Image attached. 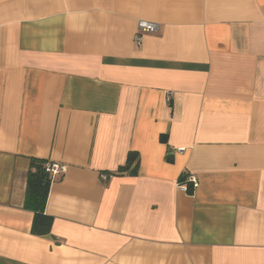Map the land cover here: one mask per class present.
<instances>
[{"label":"crops","instance_id":"obj_1","mask_svg":"<svg viewBox=\"0 0 264 264\" xmlns=\"http://www.w3.org/2000/svg\"><path fill=\"white\" fill-rule=\"evenodd\" d=\"M0 264H264V0H0Z\"/></svg>","mask_w":264,"mask_h":264},{"label":"trees","instance_id":"obj_2","mask_svg":"<svg viewBox=\"0 0 264 264\" xmlns=\"http://www.w3.org/2000/svg\"><path fill=\"white\" fill-rule=\"evenodd\" d=\"M137 155L129 153L124 167L118 169L115 174H123L131 167L136 165ZM45 160L31 158L29 169L26 174L25 194L23 201V209L31 212L33 218L31 221L30 233L38 237H47L51 234L53 218L45 214V205L47 202L50 186L52 183L51 177L46 172ZM179 182L184 184L185 177L182 176ZM186 193L191 195L193 189L190 185L186 186Z\"/></svg>","mask_w":264,"mask_h":264},{"label":"built area","instance_id":"obj_3","mask_svg":"<svg viewBox=\"0 0 264 264\" xmlns=\"http://www.w3.org/2000/svg\"><path fill=\"white\" fill-rule=\"evenodd\" d=\"M157 29L158 27L156 23L139 20L137 22V32L135 34V44L137 46L140 45L141 37L143 34L156 32ZM165 100L167 103L171 101V93L167 94ZM66 168L67 167L65 165H61L58 163L50 162L46 164V172L48 173V175L51 177L52 180L64 174L66 172ZM183 176L185 177V183L181 185V188L186 192V185L190 184L191 188L194 190L195 187L197 186V182L195 178L192 175H187V174H183ZM108 177L109 175L106 174L101 175V179L103 182H106Z\"/></svg>","mask_w":264,"mask_h":264}]
</instances>
